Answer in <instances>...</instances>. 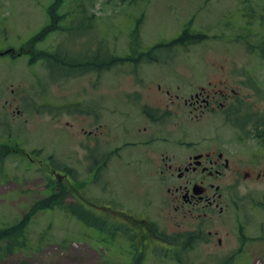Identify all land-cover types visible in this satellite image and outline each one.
<instances>
[{"label":"rangeland","instance_id":"rangeland-1","mask_svg":"<svg viewBox=\"0 0 264 264\" xmlns=\"http://www.w3.org/2000/svg\"><path fill=\"white\" fill-rule=\"evenodd\" d=\"M51 5L59 27L37 39L29 57L22 48ZM184 24L181 41L190 43L179 46ZM263 37L264 0H0V151L23 150L0 156V229L18 222L34 200L49 198L54 173L68 188L63 208L31 213L24 235L12 234L0 264H128L130 250L115 229L127 223L115 211L144 215L160 235L172 234L175 221L183 229L186 220L162 201L165 184L149 170L145 145L124 144L145 133L137 130L145 126L139 104L124 92L136 89L151 103L160 97L155 90L186 95L200 83L226 87L228 113L264 107ZM223 113L204 112L195 125L174 108L170 118L180 119V129L170 134L255 158L253 132L234 130ZM259 159V169L234 160L214 179L229 197L221 212L215 207L214 222L206 219L222 241L214 250L197 244L175 259L154 241L152 251L149 241L141 264H264V154ZM234 167L252 172L251 179L242 173L234 184ZM237 220L249 257L243 250L225 256L236 243Z\"/></svg>","mask_w":264,"mask_h":264},{"label":"flooded vegetation","instance_id":"flooded-vegetation-1","mask_svg":"<svg viewBox=\"0 0 264 264\" xmlns=\"http://www.w3.org/2000/svg\"><path fill=\"white\" fill-rule=\"evenodd\" d=\"M95 62L93 60V66H95ZM192 85L193 90L186 95L176 94L175 90H170L168 87L162 91L155 90L153 93L160 94V97H157L151 103L141 101L144 93L136 89L124 92L125 98L134 97L136 99L137 105L139 104L137 110L145 123L142 128L137 126L138 132H145L144 135L137 139L124 140V144L145 145L146 158L150 164L149 170L161 184H165L167 194L162 201L166 205L170 202L173 210L186 220L182 222L185 223L183 229H180V222L175 221L172 234L160 235L157 224L155 226L154 224L150 225L145 220L144 215L126 214L125 222L130 235L126 239V244L130 254L147 251L150 247L148 245L149 241H152L151 244H153V241L161 244L160 248H165L167 250L166 254L170 252L177 253L181 249L191 250L197 244L204 243L205 245L211 244L209 248L214 250V247H217L216 243L222 241L217 236L218 230L213 229L212 232L209 228L211 226L207 225L209 220L206 219L212 217V222H214L215 207L218 206V210L221 212V203L225 205L229 203V197L226 196L224 189L221 190L220 181L215 182L214 179L221 178L225 171L230 168V163L233 166L232 161L234 160H236V163H249L257 168L259 162L262 161L259 158L264 154V107L257 108L253 105L252 111L228 113L231 108L229 104L231 98H229L230 94L226 87L215 88L214 86L207 90L200 83H193ZM222 86H227V84ZM156 89L160 90L161 88L157 85ZM174 108L177 113L181 110L184 114L183 117H186V120L195 123V125L204 120V112H211V110L227 112L221 115L229 118L234 130L237 128L240 131L248 132L250 130L253 132L255 139H257L254 141L256 146L253 150H259L254 153L256 157L249 158L242 149L235 151L236 149L231 150L230 148V151H227L218 146L210 147L201 144L199 137L195 139H175V135L170 133L174 131V126L175 131L180 129V119L170 118ZM231 116L235 118V122ZM166 120H169L171 125L167 124ZM150 125H154V129H151V131L149 130ZM124 130L127 131L126 126ZM241 140L243 141V139ZM171 142L174 143V146H169ZM118 147L119 145L110 149V152H117ZM242 173L244 179H251L252 172H241L234 167L231 172V174L236 175L233 177L234 184H238V175H242ZM55 175L56 182L59 183L61 176ZM256 176H260V173L257 172ZM231 212L229 216H231L230 220L233 221L235 216ZM239 223L237 220V230L233 233L236 243L230 245V248L225 251L228 253V257H235L242 250L249 257L247 251L250 245L246 246L248 243L246 238L248 237L241 228L242 224ZM180 242L185 243V245L181 246ZM250 243L253 244V241ZM158 244H153L151 250H154V246Z\"/></svg>","mask_w":264,"mask_h":264},{"label":"trees","instance_id":"trees-1","mask_svg":"<svg viewBox=\"0 0 264 264\" xmlns=\"http://www.w3.org/2000/svg\"><path fill=\"white\" fill-rule=\"evenodd\" d=\"M48 28L49 27L44 28L45 32H46V30H48ZM34 38L35 37H31V39H29V41L32 42V40H34ZM181 38H183V37L181 36L179 38V40H177L179 42L178 44L183 43L181 41ZM197 40H198V38H197ZM261 43H262V45H261L260 53L264 54V37H263V40ZM51 197H52L51 199L47 198V199L35 201L32 204L30 211L19 222L11 225L10 227L7 226V228L0 230V242L3 240L5 242V247H7L11 243L12 237L15 236V235H12L13 233H19L18 235H20V232H21V229L23 226L22 224H24L26 222V220L28 219V217L30 216L31 213L33 214L37 210H41L44 208H51L53 206H55V207L56 206H58V207H64L65 206V202L60 201V199H59L61 197V194H59L57 192H53Z\"/></svg>","mask_w":264,"mask_h":264}]
</instances>
